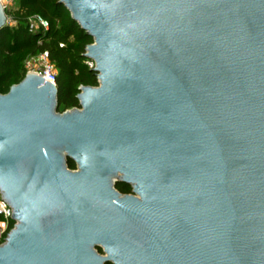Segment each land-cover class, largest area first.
I'll use <instances>...</instances> for the list:
<instances>
[{
  "label": "water",
  "instance_id": "water-1",
  "mask_svg": "<svg viewBox=\"0 0 264 264\" xmlns=\"http://www.w3.org/2000/svg\"><path fill=\"white\" fill-rule=\"evenodd\" d=\"M61 1L99 85L0 92V264H264V0Z\"/></svg>",
  "mask_w": 264,
  "mask_h": 264
},
{
  "label": "trees",
  "instance_id": "trees-1",
  "mask_svg": "<svg viewBox=\"0 0 264 264\" xmlns=\"http://www.w3.org/2000/svg\"><path fill=\"white\" fill-rule=\"evenodd\" d=\"M6 11L14 21L0 28V92L7 93L25 77L28 56L47 50L58 71V110L80 107V87L99 85L98 73L86 64L85 52L93 37L73 19L61 0H15L13 8ZM34 14L50 22L48 30L29 29L28 19ZM68 166L75 169L77 164L68 158ZM116 187L131 189L124 183Z\"/></svg>",
  "mask_w": 264,
  "mask_h": 264
},
{
  "label": "built area",
  "instance_id": "built-area-1",
  "mask_svg": "<svg viewBox=\"0 0 264 264\" xmlns=\"http://www.w3.org/2000/svg\"><path fill=\"white\" fill-rule=\"evenodd\" d=\"M6 10L14 6V0H2ZM13 19L8 16V23H13ZM29 29L31 31L43 30L46 31L50 27V22L41 15L34 14L28 19ZM63 46L64 44L61 43ZM87 51V49H86ZM86 64L95 69L96 62L91 58L86 57ZM25 71L28 73H37L46 80L57 84L58 71L54 63L50 60V55L47 50L39 52L35 55H30L25 61ZM17 221L13 219V208L4 199L3 193L0 190V244H3L9 233L16 226Z\"/></svg>",
  "mask_w": 264,
  "mask_h": 264
},
{
  "label": "flooded vegetation",
  "instance_id": "flooded-vegetation-1",
  "mask_svg": "<svg viewBox=\"0 0 264 264\" xmlns=\"http://www.w3.org/2000/svg\"><path fill=\"white\" fill-rule=\"evenodd\" d=\"M117 183H123V182L117 181L116 184H117ZM124 184H126V185H130V184H127V183H124ZM115 186H116V185H115ZM130 186H131V189H130L129 191H128V190H127V191H121V190L118 189L117 187H116V188H117L121 193H123V194H132V193H133V187H132V185H130Z\"/></svg>",
  "mask_w": 264,
  "mask_h": 264
},
{
  "label": "rangeland",
  "instance_id": "rangeland-1",
  "mask_svg": "<svg viewBox=\"0 0 264 264\" xmlns=\"http://www.w3.org/2000/svg\"><path fill=\"white\" fill-rule=\"evenodd\" d=\"M14 4H15V0H14Z\"/></svg>",
  "mask_w": 264,
  "mask_h": 264
}]
</instances>
